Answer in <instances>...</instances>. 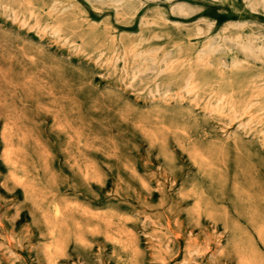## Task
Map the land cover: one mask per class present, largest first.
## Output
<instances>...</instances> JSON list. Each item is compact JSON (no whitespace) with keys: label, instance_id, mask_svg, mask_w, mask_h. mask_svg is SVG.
Wrapping results in <instances>:
<instances>
[{"label":"rangeland","instance_id":"1","mask_svg":"<svg viewBox=\"0 0 264 264\" xmlns=\"http://www.w3.org/2000/svg\"><path fill=\"white\" fill-rule=\"evenodd\" d=\"M263 33L264 0H0V264H264Z\"/></svg>","mask_w":264,"mask_h":264},{"label":"bare ground","instance_id":"2","mask_svg":"<svg viewBox=\"0 0 264 264\" xmlns=\"http://www.w3.org/2000/svg\"><path fill=\"white\" fill-rule=\"evenodd\" d=\"M53 1V0H52ZM165 1V0H164ZM55 2H56V0H55ZM167 2V1H166ZM52 3V2H51ZM118 3V2H117ZM57 4V3H56ZM110 4V3H109ZM54 5H52V7H53ZM67 6V5H66ZM262 6V5H261ZM50 7H51V5H50ZM173 7V6H172ZM246 7V6H245ZM56 8V7H55ZM67 8V7H66ZM249 8V7H248ZM95 9V8H94ZM168 11V10H167ZM133 16V15H132ZM182 17V16H181ZM142 19H143V17H142ZM237 21V20H236ZM145 23V22H144ZM150 24L151 23H153L154 24V22H149ZM230 24V23H229ZM211 25V24H210ZM239 25V24H238ZM55 26V25H54ZM142 26V25H141ZM212 27V26H211ZM225 29V28H224ZM263 30V29H262ZM225 31V30H224ZM224 31H222V32H224ZM264 34V33H263ZM153 35H154V33H153ZM224 35H221V37H223ZM259 36V35H258ZM150 37V36H149ZM154 37H156V35H154ZM150 38H152V37H150ZM160 38V37H159ZM244 38V37H243ZM255 38V37H254ZM149 39V38H148ZM261 39V38H260ZM248 40V39H247ZM146 41V40H145ZM252 41H254V40H251V42ZM258 41V40H257ZM248 42V41H247ZM246 43V42H245ZM250 43V42H249ZM207 44V43H206ZM250 46H251V44H249ZM244 47V46H243ZM157 48V47H156ZM238 48H240L239 46H238ZM251 48V47H250ZM255 48V47H254ZM227 49V48H226ZM259 49V48H258ZM245 50V49H244ZM247 50V49H246ZM253 50V49H252ZM259 50H261V49H259ZM251 50H249V52H250ZM264 51V50H263ZM262 54V53H261ZM264 54V53H263ZM236 58V57H235ZM260 60V59H259ZM163 63V62H162ZM264 67V66H263ZM56 214H57V212H56ZM248 256H250V255H248Z\"/></svg>","mask_w":264,"mask_h":264}]
</instances>
